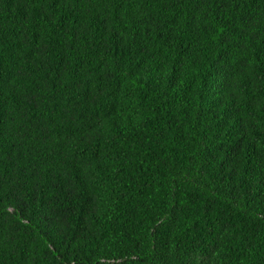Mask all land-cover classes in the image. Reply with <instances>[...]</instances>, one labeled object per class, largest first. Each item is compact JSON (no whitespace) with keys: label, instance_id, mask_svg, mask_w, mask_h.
Returning a JSON list of instances; mask_svg holds the SVG:
<instances>
[{"label":"trees","instance_id":"obj_1","mask_svg":"<svg viewBox=\"0 0 264 264\" xmlns=\"http://www.w3.org/2000/svg\"><path fill=\"white\" fill-rule=\"evenodd\" d=\"M0 264H264V0H0Z\"/></svg>","mask_w":264,"mask_h":264}]
</instances>
